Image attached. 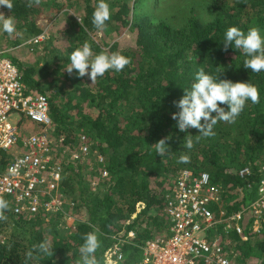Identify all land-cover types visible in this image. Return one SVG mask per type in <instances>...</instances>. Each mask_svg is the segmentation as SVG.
I'll list each match as a JSON object with an SVG mask.
<instances>
[{
	"label": "trees",
	"instance_id": "obj_1",
	"mask_svg": "<svg viewBox=\"0 0 264 264\" xmlns=\"http://www.w3.org/2000/svg\"><path fill=\"white\" fill-rule=\"evenodd\" d=\"M108 3L111 17L103 29L92 24L97 0H13L12 11L0 7V13L14 18L17 28L11 36L2 32L0 48L18 66L29 90L48 95L58 135L76 140L84 134L92 142L91 155L96 150L102 156V161L85 163L87 175L78 162L66 166L61 191L73 203L66 211L71 210L74 233L65 231L67 225L63 229L62 213L28 218L13 211L11 198H2L9 202V209L4 213L7 218L0 220V234L8 237L0 243V264H82L79 248L90 231L101 240L95 253L98 264H108L106 253L118 236L126 239L124 259L118 264H133L142 257L147 240L170 235L164 195L171 192L182 170L207 172L211 184L221 188V205L213 208L215 213L222 208L229 216L257 197L264 164V72L244 68L242 51L224 50L222 41L230 26L245 32L257 27L264 35V0ZM60 19L58 32L66 44H57L60 35H51L42 53L26 60L9 51L40 34L43 20L54 25ZM126 30L136 36L133 46L115 49L106 41L107 35L113 39ZM99 32L102 42L95 39ZM85 42L94 54L120 52L130 63L93 82L87 75L67 73L63 68L69 64V53ZM199 68L222 79L249 81L258 88L260 103L247 102L235 122H219L213 129L215 135L194 140L189 150L183 146L185 136L199 134L195 129L178 131L172 113L179 109L173 102L184 94L183 88L191 86ZM165 137H170L169 151L160 157L154 143ZM182 154L189 155L188 163L178 162ZM245 166L254 174L244 180L236 171ZM88 174L91 182L98 181L96 190ZM224 225L218 227L220 233L214 239L244 264H264V225L261 233L252 231L244 218L233 220L231 229ZM131 231L134 238H128ZM42 241L51 245L50 253L34 252L28 257ZM196 264L207 263L198 260Z\"/></svg>",
	"mask_w": 264,
	"mask_h": 264
},
{
	"label": "built area",
	"instance_id": "obj_2",
	"mask_svg": "<svg viewBox=\"0 0 264 264\" xmlns=\"http://www.w3.org/2000/svg\"><path fill=\"white\" fill-rule=\"evenodd\" d=\"M45 28L44 25L40 34L21 45L32 51H43L50 38ZM1 38L2 32L0 43ZM20 77L18 66L0 48V197L11 198L13 211L18 215L31 218L37 214L62 213L64 218L73 220L71 210L65 209L73 203H68L61 191L64 172L70 162L84 163L91 155L92 142L84 134L76 140H66L63 135H58L50 116L48 95L29 90ZM13 114L19 116L18 120ZM24 119L37 127L32 131L25 129L28 133L22 135L19 123ZM5 155L8 162L4 167ZM94 156H98V162L102 161L96 150ZM259 172L261 178L256 199L228 216L222 208L217 213L213 211L215 206L221 205L222 190L211 184L209 173L180 171L171 192L164 195L170 235L147 240L142 246V257L133 264H196L198 260L207 264H244L214 239V235L220 233V225L225 224L231 229L233 220L243 218L249 221L252 231L261 233L264 225V164ZM236 173L244 180L254 174L249 166ZM97 185L98 181H92L90 186L96 190ZM236 229L243 233L241 226L237 225ZM134 236L133 231L128 233V238ZM125 240L116 237L106 253L108 264L123 261ZM0 243H5L1 234Z\"/></svg>",
	"mask_w": 264,
	"mask_h": 264
},
{
	"label": "clouds",
	"instance_id": "obj_3",
	"mask_svg": "<svg viewBox=\"0 0 264 264\" xmlns=\"http://www.w3.org/2000/svg\"><path fill=\"white\" fill-rule=\"evenodd\" d=\"M0 7L12 11L13 0H0ZM110 17L108 0H97L92 13V24L95 28L103 29ZM16 30L14 18L0 13V32L11 36ZM222 44L224 50L231 47L242 51L245 57L242 63L244 68L253 73L264 72V35H261L259 28L252 27L245 32L237 26H230L224 32ZM68 60L69 64L63 70L69 74L75 71L79 77L87 75L91 82L109 70L120 72L130 63V59L120 52L100 51L94 54L88 42L74 48L69 53ZM183 89L181 98L173 102L179 111L172 113V119L179 132L188 133L190 129H195L199 134L185 136L183 146L189 150L193 148L194 140L198 142L202 138L215 135L213 129L219 122H235L247 102L260 103V92L249 81L222 79L209 74L204 68H199L194 74L191 86ZM168 139L170 137L161 138L154 143L156 155L163 157L169 151ZM189 160L187 154L178 158L179 163H188ZM8 209L9 202L0 198V220L7 218L4 213ZM100 247L101 240L95 231L84 234L83 244L79 248L82 264H98L95 253ZM51 250V245L42 241L34 246L27 256L32 257L34 252L48 255Z\"/></svg>",
	"mask_w": 264,
	"mask_h": 264
},
{
	"label": "rangeland",
	"instance_id": "obj_4",
	"mask_svg": "<svg viewBox=\"0 0 264 264\" xmlns=\"http://www.w3.org/2000/svg\"><path fill=\"white\" fill-rule=\"evenodd\" d=\"M62 22H63V20L60 19L57 23H54V25H53V24H50L47 20H43L41 22V28L45 25L46 26L45 29L48 31L50 36L51 35L57 36V35H60L58 30L60 29ZM95 37H96L95 39H97L99 42L103 41V34L101 32L97 33V35ZM59 38H61V39L59 41H57V44H59V43L62 44V42L65 44L67 43L64 40L65 38H63V34L60 35ZM135 40H136V36L130 30L124 31L120 36L114 37L113 39H111V37H109L107 35V39H106V41H108L110 43L109 45H111L115 49H122V48L127 47V46H133L135 44ZM9 51L12 54L16 55L17 57L23 58L25 60L31 59V58L32 59L36 58L38 53H42V51L41 52L32 51L26 45H20V46H17L16 48L11 46V47H9ZM13 117L16 118L17 120L19 118V116L16 117L15 114H13ZM19 125H20L21 132H23L22 135H24L25 133H28V132H26L27 130H25V129L32 131L34 129L33 127H37V124L33 123L32 121H30L28 119L21 120ZM66 140H68L67 137H66ZM86 158L87 159H85L84 163L83 164L80 163V165H82V171L87 175L88 169L85 165V162H89L91 165L92 163H94V161H97L99 158H98V156H94V155L93 156L88 155ZM78 165H79V163H78ZM69 173L71 174V172H69ZM87 180L89 182H91V178H90L89 174H88ZM65 209H66V207H65ZM60 222L62 223L63 229H65V226L67 225V228L65 231H68V229H69L70 233H74L75 229L74 228L72 229L70 226V225H72V226L75 225V224H73L72 219L62 218ZM3 237H4L5 242H6L8 239L7 235H3Z\"/></svg>",
	"mask_w": 264,
	"mask_h": 264
}]
</instances>
